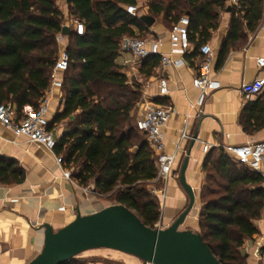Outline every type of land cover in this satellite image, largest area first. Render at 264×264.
<instances>
[{
	"label": "trees",
	"instance_id": "obj_1",
	"mask_svg": "<svg viewBox=\"0 0 264 264\" xmlns=\"http://www.w3.org/2000/svg\"><path fill=\"white\" fill-rule=\"evenodd\" d=\"M75 19L84 24L82 34H72L73 47L64 74V110L50 121L68 120L56 152L82 186L108 195L115 203L132 209L155 228L161 209L148 185L157 178L156 157L147 136L134 121V108L142 99V87L131 84L118 65L120 42L136 29L146 31L139 14L128 5L137 0H65ZM228 0H149V14L163 16L170 28L187 15L190 40L197 49L220 26ZM58 0H0V103L11 102L18 112L26 105L38 108L49 88L59 55L57 35L63 30L64 13ZM230 28L222 42L218 66L229 52L246 42L264 16V0H238L231 6ZM136 28V29H135ZM141 69L151 75L160 57L144 60ZM107 85L109 89H99ZM264 95V93H263ZM249 101L241 123L253 133L264 127V96ZM142 133L144 136H142ZM199 232L222 264H247L241 248L245 239L260 231L256 221L264 213L263 177L224 148L210 151L203 165ZM25 171L13 159L0 155V183L20 184ZM264 254V245L260 249ZM73 258L67 264H79Z\"/></svg>",
	"mask_w": 264,
	"mask_h": 264
},
{
	"label": "crops",
	"instance_id": "obj_2",
	"mask_svg": "<svg viewBox=\"0 0 264 264\" xmlns=\"http://www.w3.org/2000/svg\"><path fill=\"white\" fill-rule=\"evenodd\" d=\"M63 1L68 8L66 1ZM237 4L238 0L227 1V8L220 16L219 28L212 31L211 38L206 42L214 51L210 76L217 87L209 91L201 107L195 106L200 91L193 84L201 62L196 42L191 40L190 49L183 52L174 51L169 39H165L161 47L162 52L174 59L182 58L185 63L164 68L161 66V57L157 55L160 61L151 75L142 72L141 69L145 65L143 63L141 66L126 65L125 61L132 58L129 53L121 51L116 60L127 77L134 76L142 87L140 108L146 101L151 100L174 109L163 127L166 152L176 156L173 172L166 177L150 181V185H159L163 198L159 227L170 226L189 204V195L180 182L181 169L187 155L189 161L186 179L195 190L196 204L183 225L184 229L199 231L201 188L206 176L203 165L208 153H218L220 148H224L229 155L234 156L229 152V146L264 141V127L248 133L241 123V115L248 102L264 93L263 91L257 96L246 98L242 92L243 84L264 77V66L258 65V59L264 58V16L255 32L246 31V42H239L238 46L229 52L224 64L218 66L220 48L232 18V12L228 11V8ZM146 7L149 9L148 5ZM155 19L153 26H147V37H156L171 29L163 16ZM161 76L168 79L169 92L166 95L160 94ZM63 94L62 89L55 88L49 95L50 121L64 110ZM31 109L34 108L26 105L18 113L22 115ZM67 123L68 120H62L53 124L51 131L57 140L67 131ZM205 145L210 146L207 152L204 151ZM0 155L16 160L26 175L24 182L20 184L0 183V264H27L34 259L44 247L43 224L48 223L57 230L73 221L78 211L86 215L115 204L103 203L97 197L100 194L94 191L93 183L82 186L75 179L72 181L65 178L64 166H60L56 160L59 155L56 149L50 151L38 143H30L26 137L17 136L13 130L2 124ZM258 229L260 232L245 239L241 248L247 264H264V254L260 252L264 245V226L260 225ZM126 255L133 258L128 259L127 264H145L133 255ZM79 264L104 263L82 260Z\"/></svg>",
	"mask_w": 264,
	"mask_h": 264
},
{
	"label": "built area",
	"instance_id": "obj_3",
	"mask_svg": "<svg viewBox=\"0 0 264 264\" xmlns=\"http://www.w3.org/2000/svg\"><path fill=\"white\" fill-rule=\"evenodd\" d=\"M126 10L130 14H137L138 7L128 5ZM79 22L80 20H76ZM80 28H84L83 22L80 21ZM190 18L187 15L182 16L172 28L155 36L147 38L125 36L120 42L122 52L131 54V60H126L125 64L130 66H141L145 59L151 55L161 57V66L164 68L171 65L181 66L185 60L174 59L169 54L162 52L161 47L165 39H169L171 48L174 51H187L191 47ZM81 33V29H80ZM201 62L198 67V74L193 79L194 86L199 89L200 93L195 106H203L207 94L210 90L217 87L216 82L210 76V63L213 56V48L209 43H204L199 47ZM70 55L67 49L59 52L56 63L52 71V79L49 88L45 92L40 105L36 109H31L20 115L16 107L10 103H0V124L14 131L17 136H24L30 143H38L50 151H55L58 140L51 130L50 124V94L53 89H62L64 83V74L68 69ZM258 65L264 66V58L258 59ZM264 91V77L256 78L251 83L242 85V92L246 98H252ZM49 92V93H48ZM169 92L168 79L160 77V94L166 95ZM174 109L168 105L155 103L151 100L146 101L141 108V115L136 123L138 129L145 133L151 148L156 157L158 168L157 179L166 177L173 172V166L176 160L175 154L166 152V142L163 133V127L173 114ZM185 136V134L183 135ZM210 146L205 145L204 151H209ZM234 157L246 163L253 171L263 177L264 186V141L234 145L228 147ZM57 163L64 166L63 175L65 178L73 181L72 171L65 167V160L62 155L56 156Z\"/></svg>",
	"mask_w": 264,
	"mask_h": 264
},
{
	"label": "water",
	"instance_id": "obj_4",
	"mask_svg": "<svg viewBox=\"0 0 264 264\" xmlns=\"http://www.w3.org/2000/svg\"><path fill=\"white\" fill-rule=\"evenodd\" d=\"M231 11V7L228 8ZM151 27L155 17L141 14ZM69 26L62 33L71 34ZM187 155L180 182L189 195V204L168 227H149L126 205L115 203L83 215L55 230L45 223V242L41 252L27 264H67L76 256L93 249H111L141 259L145 264H222L199 231L181 226L196 204L194 188L187 182Z\"/></svg>",
	"mask_w": 264,
	"mask_h": 264
},
{
	"label": "rangeland",
	"instance_id": "obj_5",
	"mask_svg": "<svg viewBox=\"0 0 264 264\" xmlns=\"http://www.w3.org/2000/svg\"><path fill=\"white\" fill-rule=\"evenodd\" d=\"M59 4L58 6L64 13L63 17V25L69 26L70 29L72 30L71 34H63L62 32L57 35V42L59 45V52L62 49H69V47H73V40H72V34H82L84 32V28H80L79 22H77L74 17V15L71 14L69 7H65L64 1L63 0H58ZM138 1V10L137 14H149V9L146 7L150 2L149 0H137ZM168 1V0H165ZM58 3V2H57ZM157 18H160V16H157ZM169 26H171L169 24ZM81 29V33H80ZM136 29V28H135ZM134 37H143L147 38L148 33L146 31L139 32L138 29H136V34L133 35ZM58 52V53H59ZM129 81L131 84H138L137 80L134 76H129ZM99 89L107 90L109 87L107 85H102L101 87L99 86ZM141 100V99H140ZM140 102V101H139ZM139 102L134 108V121L137 120L139 117V112H140V105ZM142 136H144L142 133H140ZM74 168L71 169L72 173L74 172ZM159 185H148V189L154 198L160 206L161 209V214H162V209H163V203H162V195L160 194V188L158 187ZM158 190V191H157ZM99 199L103 201L105 204H112L114 203V200H112L108 195H98ZM161 219V217H160ZM160 221V220H159ZM159 221L155 224V227H159ZM256 225L259 228L260 225L264 226V213L261 219L256 221ZM185 225H183L181 228L184 229ZM128 259H133L131 256L126 255L125 253L116 251V250H111V249H93L86 251L78 256L75 257V261L81 262L82 260H91V261H100L104 264H127Z\"/></svg>",
	"mask_w": 264,
	"mask_h": 264
}]
</instances>
